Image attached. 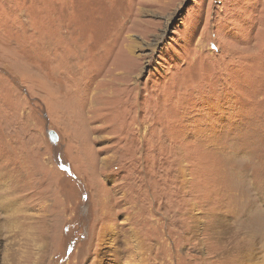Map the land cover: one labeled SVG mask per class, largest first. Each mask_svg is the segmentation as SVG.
<instances>
[{"label": "rangeland", "instance_id": "374dc122", "mask_svg": "<svg viewBox=\"0 0 264 264\" xmlns=\"http://www.w3.org/2000/svg\"><path fill=\"white\" fill-rule=\"evenodd\" d=\"M102 249L264 264V0H0V264Z\"/></svg>", "mask_w": 264, "mask_h": 264}, {"label": "bare ground", "instance_id": "6f19581e", "mask_svg": "<svg viewBox=\"0 0 264 264\" xmlns=\"http://www.w3.org/2000/svg\"><path fill=\"white\" fill-rule=\"evenodd\" d=\"M105 161V160H104ZM223 219V220H222ZM219 218V217H217L216 219H215V221L216 222H218L220 225H223L224 224V218ZM195 221H196V225H200V224H202L203 223V219L202 218H200V217H197L196 219H195ZM194 221V222H195ZM203 226V225H202ZM213 229V228H212ZM108 230H110V231H112L113 230V227L112 226H110L109 227V229ZM108 230H106V231H101L100 232V235L101 236H105L108 232ZM201 229L199 228V226H196V229H195V233H196V235H198L201 231H200ZM215 232L217 231V229H216V227H214V229H213ZM220 230V229H219ZM222 230V229H221ZM220 230V231H221ZM219 231V232H220ZM194 232V231H193ZM195 235V234H194ZM202 245L204 244V243H201ZM200 244V247H199V250H202L201 252H203L204 253V251L205 250H203V247H202V245ZM216 246V245H215ZM103 252V249L101 250V251H99L98 253V255H97V257L95 258V260H94V264H104V261H103V258H102V256H100V253H102ZM230 253H232V252H230ZM229 253V254H230ZM253 253V252H252ZM251 253V254H252ZM208 254V253H207ZM251 254L249 255V254H246V253H241L240 254V264H262V263H257V261L255 260V259H257V258H254L253 256H251ZM256 254V253H255ZM206 256V255H205ZM209 256V255H208ZM255 256V255H254ZM264 256V255H263ZM205 258V257H204ZM218 259H219V257H218ZM144 260H145V258L142 256L141 258H140V263L139 264H144ZM210 260V259H209ZM258 260H260V259H258ZM217 262H216V264L218 263V261L219 260H216ZM207 262H209V261H207ZM212 262V261H211ZM208 264V263H207Z\"/></svg>", "mask_w": 264, "mask_h": 264}, {"label": "water", "instance_id": "95a60500", "mask_svg": "<svg viewBox=\"0 0 264 264\" xmlns=\"http://www.w3.org/2000/svg\"><path fill=\"white\" fill-rule=\"evenodd\" d=\"M47 134H48V137H49L50 141L52 143L56 144L58 139H59L58 133L55 130H53V129H48L47 130Z\"/></svg>", "mask_w": 264, "mask_h": 264}]
</instances>
